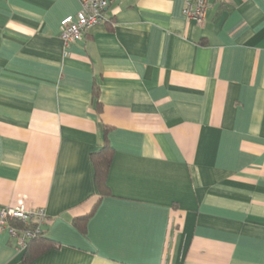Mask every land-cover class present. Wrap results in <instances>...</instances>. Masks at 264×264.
I'll list each match as a JSON object with an SVG mask.
<instances>
[{"label":"crops","instance_id":"obj_1","mask_svg":"<svg viewBox=\"0 0 264 264\" xmlns=\"http://www.w3.org/2000/svg\"><path fill=\"white\" fill-rule=\"evenodd\" d=\"M107 1L65 51L79 0H0V206L48 242L0 264H264V0Z\"/></svg>","mask_w":264,"mask_h":264},{"label":"built area","instance_id":"obj_2","mask_svg":"<svg viewBox=\"0 0 264 264\" xmlns=\"http://www.w3.org/2000/svg\"><path fill=\"white\" fill-rule=\"evenodd\" d=\"M209 0H184L183 15L186 20L202 25L205 21ZM80 10L74 16L63 18L60 39L63 49L81 42L86 32L106 22L107 0H79ZM66 55V53H65ZM47 217L43 210H28L20 204L14 207L0 206V232L6 231L9 238L17 243V248L25 249L27 244L42 232L40 226Z\"/></svg>","mask_w":264,"mask_h":264},{"label":"trees","instance_id":"obj_3","mask_svg":"<svg viewBox=\"0 0 264 264\" xmlns=\"http://www.w3.org/2000/svg\"><path fill=\"white\" fill-rule=\"evenodd\" d=\"M110 160H111V154L108 151L107 147L105 146H103L102 150L93 159V166H94V172H95V183H96L95 185L100 190H102L103 187H105V184L103 183L105 181V177L107 173L106 171H108V168H109ZM91 213L79 221H86L87 218L91 215ZM79 221L77 222L79 223ZM74 225L78 230H81L82 225H79L77 223H75ZM42 235L43 233L41 232L40 235L37 236V238H35L34 240L30 241L25 247V249L23 250H25L26 253L33 248L38 249L39 252L42 250H45L44 249L46 248L45 245L48 242L45 238L42 237Z\"/></svg>","mask_w":264,"mask_h":264}]
</instances>
